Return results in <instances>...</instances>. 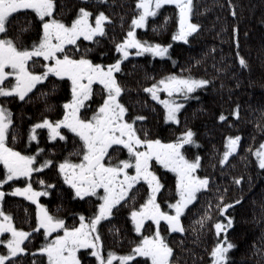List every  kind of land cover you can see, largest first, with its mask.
Masks as SVG:
<instances>
[{
	"label": "snow or ice",
	"instance_id": "6c2138e0",
	"mask_svg": "<svg viewBox=\"0 0 264 264\" xmlns=\"http://www.w3.org/2000/svg\"><path fill=\"white\" fill-rule=\"evenodd\" d=\"M84 3L94 2L95 4H107L108 0H83ZM163 5H175L178 15L177 30L172 34L171 40L189 42V37L196 33L199 24L191 21L194 9V0H136L137 15L133 16L129 29L125 37L120 42L115 43V50L119 58L107 65L96 63L89 58L88 53L92 51L85 48L80 52V38L99 45L101 39L107 36L105 22L112 23L111 17L103 10L94 13L86 7H79L75 18L68 24L65 20L56 18L55 9L57 5L54 0H0V97H18L21 102L29 98V94L47 81L50 76L67 78L71 82V99L63 104L64 114L62 119L51 121L45 117L42 121L31 125L29 139L35 140L36 129L47 128L48 138L55 140H65L62 128L68 129L79 137V155L82 159L79 163L71 162L67 157L58 164L59 173L63 176L64 183L69 185L74 191V197L84 199L89 196H97L100 203L98 211L90 218L80 215L78 227H68L65 221L58 216L51 214L42 204H39L37 197L48 195L46 191H37L31 182L23 187H15L12 195L22 196L36 203V227L32 232L25 231L14 226L10 213L3 211L0 207V233L10 234L7 240L0 239V244L4 245L6 252L0 253V264H16L19 254H23L28 249L22 245L30 238L33 232L38 233L43 229L44 243L36 249L47 257V264H83L82 257L78 255L79 250H86V254L94 257L95 264H136L134 257H145L151 264H172L170 259L173 256V248L170 247L165 237L161 234L160 223L165 221L168 230L173 232H185L182 224V215L189 205L198 200L199 195L204 191H211L215 182L209 175H198V170L202 167V158L195 155L189 158L185 154V146L192 145L198 147L195 133L188 129L180 134L175 140L164 143L161 139L148 138L145 133L141 138L138 130L134 127L135 120H144L145 117H134L132 122L126 117L128 108L122 100V93L126 91L121 84L117 74L123 72L122 62L130 55L142 56L145 53L153 57H168L171 44H162L141 40L137 38V29L146 27L149 17H156L158 10ZM229 6L233 8L232 15L235 17L234 6L229 0ZM24 10H31L35 18L28 19L27 24L16 29L15 34H11L10 27L14 14ZM94 15V23L90 18ZM168 18L165 17V24ZM123 21V17H121ZM164 27V25H161ZM35 31L38 39L26 37V33ZM157 31L156 28L153 29ZM237 28L233 26V38ZM31 39L30 46L25 42ZM72 46L69 52L68 47ZM237 48L239 42H236ZM130 49H135L130 52ZM105 53H101V56ZM43 58L41 65L43 71H34L29 67V63H36L33 58ZM239 63L246 67V61L239 56ZM175 63V61L173 62ZM200 62L197 61V64ZM12 77L14 82L10 86H5L6 80ZM101 86L100 93L102 103H99L90 117L83 116L81 109L87 110L86 101L95 94L94 84ZM211 83L206 78H196L189 75H177L169 73L161 77L158 81L143 89L149 93L153 100L159 101L165 109V121L179 123L178 113L184 108V103L177 102L183 99L187 102L190 99H198L191 94L197 89L205 88ZM56 85L53 84V90ZM167 93L166 99L161 100L159 93ZM40 97H46L47 93L41 92ZM12 112L3 104H0V164L3 165V179L0 185L8 181L15 182L19 178H30L34 172H39L42 168L53 164L52 160H45L36 167L37 155H26L21 151L10 147L7 139L13 125ZM231 115L237 120L240 118V105L236 104ZM219 120L225 121L226 116L221 113ZM16 136L12 134V140ZM241 141V136H229L226 138V150L223 152L219 164L226 167L229 157L236 153L237 146ZM112 145H122L127 149L128 158L118 159L111 162L109 149ZM37 149V152H42ZM252 155L256 157L258 167L264 169V142L259 145ZM109 162L105 163V159ZM153 162L162 166L163 169L175 174V197L174 202H168L171 212L161 208L158 193L165 188L162 182L163 177L154 170ZM134 168L135 173L130 174L129 170ZM242 177H234L233 182L240 185ZM139 181L147 184V196L144 202L139 205V209L133 208L130 213L134 224V231L142 234L145 221H151L156 225V231L150 235H143L142 239L135 242L134 247L127 254L118 255L113 250H108L105 255L102 251L103 241L100 235L101 222L114 214L116 206L126 198L135 199L130 196V191ZM44 184V180H40ZM52 187V185H48ZM99 189L103 190L100 195ZM170 191V190H169ZM227 191V188L224 189ZM5 193L0 191V201ZM217 210L220 216L224 217L226 223L217 220L214 228L217 237L221 232L227 233L234 225V217L226 215V210L241 203L240 199L231 203L224 202V195L216 188ZM211 201H209V205ZM211 219L210 212L206 208L203 215L196 221L204 227L205 223ZM57 230L63 232L60 235ZM193 231H197L193 228ZM52 233H57L54 237ZM236 247L227 236L218 240L209 252L210 264H229L230 250ZM257 252H264L259 248ZM33 264H36L33 261ZM42 264V261H41Z\"/></svg>",
	"mask_w": 264,
	"mask_h": 264
},
{
	"label": "trees",
	"instance_id": "16d2710c",
	"mask_svg": "<svg viewBox=\"0 0 264 264\" xmlns=\"http://www.w3.org/2000/svg\"><path fill=\"white\" fill-rule=\"evenodd\" d=\"M54 3L57 5L56 18L67 23L81 6L92 11L94 15L100 10L109 15L112 23L105 22L107 36L101 39L99 45H80V52L83 53L85 48L92 49L88 53L89 58L105 65L119 58L115 43L123 40L131 19L138 14L136 0H108L107 4L84 3L83 0H54ZM231 4L236 12L235 17L231 14L233 8L229 6V0H194L191 21L200 27L189 37L188 43L171 40L172 34L177 30V10L175 5H163L156 17L148 18L145 28L137 29V38L171 44V59L153 57L148 53L131 56L122 62L123 74L118 76L126 89L122 95L129 114L133 117L145 115L144 120L135 121L138 132L141 135L147 133L148 138L161 139L164 142L173 141L182 132L192 129L199 146L186 145L185 154L190 158L200 155L202 167L197 174L209 175L215 181L212 190L199 195L198 200L189 205L182 215L185 232H167L165 225H161L162 233L167 236L166 241L173 248V256L170 258L172 264H210L211 248L225 236L236 245L230 250L229 264H264V252L256 251L257 248L264 250V169L258 167L256 157L252 155L264 142V0H231ZM165 17L168 18L166 24ZM233 26L237 28L235 39ZM102 52L105 55L101 56ZM237 52L246 61V67L240 65ZM197 61L200 63L197 64ZM169 73L191 74L211 81L205 88L197 89L191 94L198 99L182 102L185 106L177 114L179 123L166 122L163 109L150 100L149 93L143 91L145 87ZM53 84L56 85L54 90ZM45 87L48 118L55 121L61 114V108L52 103L55 93L60 92L65 102L69 87L66 81L52 76L46 81ZM236 104L240 105L238 120L231 115ZM221 113L226 116L225 121L219 120ZM81 114L90 117L92 112L87 107V110H81ZM66 130L70 142L67 143L65 151L71 158L78 155L80 143L76 141L74 133ZM236 135L241 136L237 151L229 157L226 167L221 166L219 160L226 150V138ZM53 149L59 151L61 147L58 145ZM234 177L243 178L240 185L233 182ZM40 180L52 181L53 175L36 176L31 182L36 186ZM217 186L225 197V203L243 197L240 204L226 210V215L234 217V225L227 233L221 232L219 237L213 225L217 220L223 223L227 221L220 216L216 207ZM169 189V184L166 183L159 195L158 202L163 207L172 202L169 199L172 197ZM142 192L132 194L135 197L132 199L133 208H139L143 203L142 197L147 192ZM94 206L91 202L88 205L91 213L95 210ZM206 208L211 219L201 228L194 221L203 215ZM101 224L99 230L105 255V248L122 250L123 253L131 250L135 239L122 217L103 221ZM193 228L197 231H193ZM145 232H150L149 225ZM138 240L136 237V242ZM86 255L81 256L83 264H95L90 255ZM134 260L136 264H149L147 258L137 257ZM33 261L41 264V260L34 259H29L28 264H33ZM44 263L42 260V264ZM129 264L133 262L130 261Z\"/></svg>",
	"mask_w": 264,
	"mask_h": 264
},
{
	"label": "flooded vegetation",
	"instance_id": "af4514ba",
	"mask_svg": "<svg viewBox=\"0 0 264 264\" xmlns=\"http://www.w3.org/2000/svg\"><path fill=\"white\" fill-rule=\"evenodd\" d=\"M73 18H75V16ZM28 19H38V18H35V14L31 10H24L20 13L14 14L13 22L10 27L11 34L14 35L17 28L27 24ZM28 36H31L32 39H38L36 32L34 30L31 31L30 33H26V37ZM25 42L30 46L31 39H26ZM79 43L82 46H88V47L90 44H92V42L90 41H84L82 37L80 38ZM66 47H68L70 52L72 46H66ZM33 59L36 60V63L32 64V62H30L29 63L30 69L34 71H43L41 67V65L43 64L42 63L43 58L41 57V58H33ZM122 74L123 73H119L117 74V76L121 77ZM52 77L61 80L60 78H57L55 76ZM62 81H66L67 86L69 87V92L66 96L67 97L66 101H67L71 99V86H70L71 83L67 78L62 79ZM13 82H14V78L9 77L5 82V86H10V84ZM45 83L46 81L43 82L42 85H38L37 88L34 89L33 92L29 94V98L25 102H21L19 98L15 96L8 98L0 97V104L5 105L13 114L12 115L13 125L11 126V130L7 139L8 145L10 147H14L16 150L21 151L23 154L26 155L36 154L37 155L36 167L38 168L40 166V163L44 162L45 160L53 161L52 165L42 168L39 172H34L30 178L22 177L17 179L15 182L8 181L6 184L0 185V191H3L5 193L3 200L0 201V207H2L3 211H5L6 213L11 214L13 218L14 226L29 232H32V229L36 227V212H37L36 203H33L32 201L22 196L12 195L11 193L15 187H23L26 183L31 182L33 178H35L36 176L42 175V177H47L53 175L52 181L46 180L44 184H41L40 181H38V184L36 186L33 185L32 182L31 184L33 188L37 191L48 192V195L46 196L41 195L37 197V201L39 202V204H42L51 214L63 219L68 227H74V226L78 227L80 224V215L85 216L86 222H88L87 218L92 217L98 211V204L100 203L99 198L97 196H89V197H85L84 199L74 197V191L71 189L69 185L64 183L63 176L59 173L58 164L60 162H63L66 157L73 163H79L80 160L82 159V156L79 154L73 155L71 156V158L68 156V154H66L65 151L66 146L67 143L70 142V140L66 136L67 135L66 128H62V134L66 137L65 140H60L59 137H57L55 140H50L48 138L47 128L36 129L37 138L35 140L29 139V130L31 125L42 121L45 117H48V111H47L48 109H46L47 98L40 97L39 95L41 92L43 93L47 92ZM94 89H95V94L89 99V101L85 102L87 107H89L90 113L95 111L99 103H102V97L100 93L101 86L99 84H94ZM55 94L56 95L52 103L53 104L56 103V105L62 109V110L60 109L61 112L60 117L56 119L58 120L63 118V114H64L63 104L66 101L64 102L60 92H57ZM159 96L161 100L168 98L167 93H164L163 91L159 93ZM150 100L154 104L158 105L163 109L164 112L163 115H164L165 114L164 106L159 101L153 100L152 97L150 98ZM121 102L123 103V95ZM177 102L182 103L183 99H178ZM141 116L145 117V115H141ZM126 117L129 120V122H132L134 118L131 113L129 114V112L126 113ZM134 127H135V122H134ZM135 128L137 129V127ZM12 134H15L16 136L15 141L12 140ZM138 135H140L141 138L144 137V135L143 134L141 135L139 132ZM76 141H79V137H77ZM167 142L170 141H164V143ZM58 145L61 147V149H59V151L54 150L53 148L56 149ZM38 148L42 149L43 151L38 153L37 152ZM109 155L111 156L112 158L111 162L113 163H115L118 159L128 158L127 149H124L122 145H112L109 149ZM107 162L109 161L107 160L106 157L105 163ZM54 164L55 167H53ZM153 166L157 174L163 177L162 182L165 185L166 183L169 184L170 187L169 190H171L172 197L174 198L175 174L171 173L166 169H163L162 166L155 164V162H153ZM3 171H4L3 165L0 164V179L4 178ZM129 172L130 174H134L135 169L132 168L129 170ZM54 176H56V178H54ZM48 185H52V187H48ZM142 189L144 192H142ZM98 191L100 192V195H103L102 189H99ZM134 192H142L144 194L145 192H147V184L144 183L143 181H139L137 185H134L133 190L130 191V196H132ZM162 192L163 189L161 190V193ZM159 195L160 193H158V197ZM146 196L142 197L143 199L142 202H144ZM170 200L173 202L174 199H170ZM90 202L93 205H95L93 207L95 209L93 213H91L90 208L88 207ZM167 206L168 204L166 205V207ZM161 207L163 206L161 205ZM132 210H133L132 199L126 198V202L122 201L120 205L116 206V208L114 209V214L106 218V220L104 221H110L117 217H122L123 220L128 225L129 231L131 235H133L136 242V237L139 238L140 234L138 235L137 232L134 231V224L130 216ZM164 224L166 225L165 227L166 230L169 231L167 223L164 222ZM57 231L60 235H63L62 231L60 230ZM169 232H173V231H169ZM56 234L57 233H52L51 236L54 237ZM9 237L10 234L0 233V239L7 240ZM44 240L45 237L43 236V229H40L38 233L33 232L30 238L26 240L25 244L22 245L26 247L28 251H26L23 254H19V259L17 260L16 264L18 262H23L25 264H28L29 259H34L36 261H40V260L44 261L46 256L39 252H36V249L39 248L44 243ZM135 242L133 244V247L135 245ZM105 249L106 251H108V248ZM113 251L117 253H123L122 250L118 251L117 249H115ZM0 252L1 253L6 252L5 246L2 244H0ZM84 254H86V250L82 249L78 252V255L80 256ZM91 258L93 259V262H95L94 257Z\"/></svg>",
	"mask_w": 264,
	"mask_h": 264
},
{
	"label": "rangeland",
	"instance_id": "374dc122",
	"mask_svg": "<svg viewBox=\"0 0 264 264\" xmlns=\"http://www.w3.org/2000/svg\"><path fill=\"white\" fill-rule=\"evenodd\" d=\"M177 17H178V15H177ZM74 19V18H73ZM90 20H91V22H93L94 23V18H90ZM71 22H69L68 24H70ZM130 52H134L135 51V49H130L129 50ZM131 56H135V55H130L129 57H131ZM42 63H46L45 61H43V59H42ZM64 79V78H63ZM159 80V79H158ZM157 80V81H158ZM71 83V82H70ZM98 84V83H97ZM178 101V100H177ZM173 202H174V200H173ZM162 208V210H164V211H168V212H171L172 210L171 209H169L168 208V206L166 207V206H164V207H161ZM164 222L165 221H161V223H160V226H159V228H160V231H161V234L165 237V239H167V236H165L163 233H162V224H164ZM147 223V224H146ZM144 224H146V226H148L149 225V227H150V232H145V230H146V227H144V228H142V230H141V232H142V234L143 235H150V234H152L154 231H156V225H154V224H152V222L151 221H145L144 222ZM165 225V224H164ZM165 227H166V225H165ZM144 229V230H143ZM144 231V232H143ZM167 231V230H166ZM168 232V231H167ZM138 235L140 234V233H137ZM142 234H140L139 235V240L140 239H142ZM80 251V250H79ZM131 250H129V251H127L126 253H117L118 255H122V254H127V253H129ZM1 253V252H0ZM135 258H137V257H134V259ZM143 258H145V257H143ZM45 263L44 264H47V257L45 258ZM149 261V264H151V261L150 260H148ZM113 264H118V261H114L113 262Z\"/></svg>",
	"mask_w": 264,
	"mask_h": 264
}]
</instances>
